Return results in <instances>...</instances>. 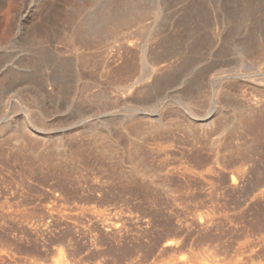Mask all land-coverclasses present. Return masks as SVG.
I'll return each instance as SVG.
<instances>
[{
	"label": "rangeland",
	"instance_id": "obj_1",
	"mask_svg": "<svg viewBox=\"0 0 264 264\" xmlns=\"http://www.w3.org/2000/svg\"><path fill=\"white\" fill-rule=\"evenodd\" d=\"M0 264H264V0H0Z\"/></svg>",
	"mask_w": 264,
	"mask_h": 264
},
{
	"label": "bare ground",
	"instance_id": "obj_2",
	"mask_svg": "<svg viewBox=\"0 0 264 264\" xmlns=\"http://www.w3.org/2000/svg\"><path fill=\"white\" fill-rule=\"evenodd\" d=\"M24 12H25V11H24ZM20 13H21V12H20ZM19 17H20V19H22V18L24 17V15L21 13V14L19 15ZM153 78H154V77H153ZM165 79H166V78H165ZM156 80H157V78H155V81H156ZM161 81H163V79H161V80L158 79L157 82H158V83H162ZM158 83H157V84H158ZM159 85H162V84H159ZM162 86H163V85H162ZM158 87H160V86H158ZM232 183H233V182H232ZM234 183H235V182H234Z\"/></svg>",
	"mask_w": 264,
	"mask_h": 264
}]
</instances>
